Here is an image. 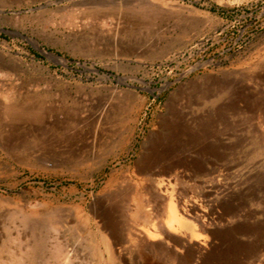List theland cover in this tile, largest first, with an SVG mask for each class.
I'll list each match as a JSON object with an SVG mask.
<instances>
[{"label":"rangeland","instance_id":"obj_1","mask_svg":"<svg viewBox=\"0 0 264 264\" xmlns=\"http://www.w3.org/2000/svg\"><path fill=\"white\" fill-rule=\"evenodd\" d=\"M0 68V101L53 110L39 121L0 111V260L27 230L21 213L61 211L72 238L92 196L132 169L153 130L169 156L212 147L235 126L236 154L222 163L238 160L245 195L264 196V0H0Z\"/></svg>","mask_w":264,"mask_h":264},{"label":"bare ground","instance_id":"obj_2","mask_svg":"<svg viewBox=\"0 0 264 264\" xmlns=\"http://www.w3.org/2000/svg\"><path fill=\"white\" fill-rule=\"evenodd\" d=\"M126 51L150 62L158 55ZM15 100L0 101L8 121H39L53 112L37 107L28 97ZM169 123L163 129L171 130ZM259 128L264 143V127ZM235 131L232 126L217 132L212 147L185 146L169 156L158 149V134L151 131L150 146L143 145L132 169H123L115 183L110 172L103 189L92 196L89 214L85 219L78 216L83 221L74 226L72 238L69 220L61 211L21 213L27 230L15 237L19 247L11 251L12 259H1L0 264H264V196L245 195L238 160L222 163L227 152L236 154ZM189 171L194 178L192 197L187 188ZM244 174L246 180L250 171ZM75 236L82 248L71 243Z\"/></svg>","mask_w":264,"mask_h":264},{"label":"water","instance_id":"obj_3","mask_svg":"<svg viewBox=\"0 0 264 264\" xmlns=\"http://www.w3.org/2000/svg\"><path fill=\"white\" fill-rule=\"evenodd\" d=\"M43 53H45V54H46V52H43ZM48 54H51V53H48Z\"/></svg>","mask_w":264,"mask_h":264}]
</instances>
